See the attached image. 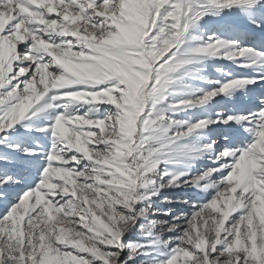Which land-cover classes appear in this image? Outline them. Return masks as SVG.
Masks as SVG:
<instances>
[{
	"label": "snow or ice",
	"instance_id": "obj_1",
	"mask_svg": "<svg viewBox=\"0 0 264 264\" xmlns=\"http://www.w3.org/2000/svg\"><path fill=\"white\" fill-rule=\"evenodd\" d=\"M0 264H264V0H0Z\"/></svg>",
	"mask_w": 264,
	"mask_h": 264
}]
</instances>
